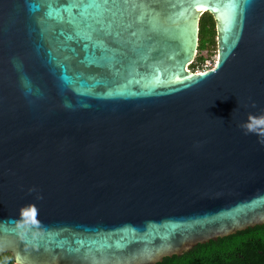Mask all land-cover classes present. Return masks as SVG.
<instances>
[{"label":"water","instance_id":"1","mask_svg":"<svg viewBox=\"0 0 264 264\" xmlns=\"http://www.w3.org/2000/svg\"><path fill=\"white\" fill-rule=\"evenodd\" d=\"M68 3L0 0V256L157 264L264 224V0L233 30L226 0H132L87 60ZM205 12L218 60L195 72Z\"/></svg>","mask_w":264,"mask_h":264},{"label":"trees","instance_id":"2","mask_svg":"<svg viewBox=\"0 0 264 264\" xmlns=\"http://www.w3.org/2000/svg\"><path fill=\"white\" fill-rule=\"evenodd\" d=\"M211 44H217L216 20L213 14L205 12L200 19L199 49L190 65L192 70L203 66L204 51ZM0 264L16 263L13 255L6 252L0 256ZM157 264H264V224L197 244Z\"/></svg>","mask_w":264,"mask_h":264},{"label":"snow or ice","instance_id":"3","mask_svg":"<svg viewBox=\"0 0 264 264\" xmlns=\"http://www.w3.org/2000/svg\"><path fill=\"white\" fill-rule=\"evenodd\" d=\"M132 0H69V3L64 8V11L69 13L68 23L72 25L73 32L65 37L66 42H72L74 39L85 41L84 53L85 60L89 58V48H99L103 41L95 39L97 33L113 35V29L117 25L118 18H123V9L125 5L131 4ZM250 3V0H226V6L229 10L226 18V28L233 30L236 28L238 21L245 15V6ZM147 0H136V8L147 7ZM51 7V6H50ZM203 5L197 7L199 11ZM78 9L77 15H72L71 10ZM219 11V8L216 9ZM52 15V11L48 12ZM148 13L141 11L137 17L138 22H142L147 17ZM57 19L63 21L62 16H57ZM222 22L225 18L222 17ZM115 35L118 37L119 32ZM74 51V49H73ZM203 75V74H201ZM80 248L67 249L69 257L76 256L79 259V264H102L96 259L98 250L89 248L88 251H83V242Z\"/></svg>","mask_w":264,"mask_h":264},{"label":"rangeland","instance_id":"4","mask_svg":"<svg viewBox=\"0 0 264 264\" xmlns=\"http://www.w3.org/2000/svg\"><path fill=\"white\" fill-rule=\"evenodd\" d=\"M197 55H198V53H197ZM204 55H205L206 60L203 63V66L200 68H197L195 70V72L205 71V70H208L210 68H213L216 65L217 60H218V43L208 45V48L205 49V51H204ZM188 68L191 69L190 65L188 66ZM192 71H194V70H192Z\"/></svg>","mask_w":264,"mask_h":264},{"label":"clouds","instance_id":"5","mask_svg":"<svg viewBox=\"0 0 264 264\" xmlns=\"http://www.w3.org/2000/svg\"><path fill=\"white\" fill-rule=\"evenodd\" d=\"M235 109H233V111H235ZM216 118L219 119V120H221V121H224V119L222 117H216ZM241 127L244 128L245 130H247V125L242 124Z\"/></svg>","mask_w":264,"mask_h":264}]
</instances>
